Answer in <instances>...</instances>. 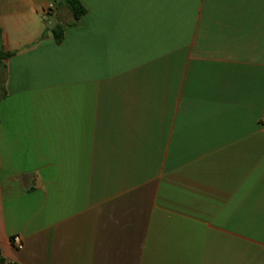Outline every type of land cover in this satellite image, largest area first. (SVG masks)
Instances as JSON below:
<instances>
[{"label":"crops","instance_id":"crops-1","mask_svg":"<svg viewBox=\"0 0 264 264\" xmlns=\"http://www.w3.org/2000/svg\"><path fill=\"white\" fill-rule=\"evenodd\" d=\"M79 1L0 0L4 261L264 264V0Z\"/></svg>","mask_w":264,"mask_h":264},{"label":"trees","instance_id":"trees-1","mask_svg":"<svg viewBox=\"0 0 264 264\" xmlns=\"http://www.w3.org/2000/svg\"><path fill=\"white\" fill-rule=\"evenodd\" d=\"M69 9L73 14L74 25L78 23L80 18L86 13V9L82 6L79 0H65ZM53 35L55 42L61 44L64 38L63 29L56 27L53 29ZM12 56L11 53L4 51L2 46V30L0 28V101L6 97L5 91V77H6V60ZM0 264H18V263H6L0 253Z\"/></svg>","mask_w":264,"mask_h":264},{"label":"built area","instance_id":"built-area-1","mask_svg":"<svg viewBox=\"0 0 264 264\" xmlns=\"http://www.w3.org/2000/svg\"><path fill=\"white\" fill-rule=\"evenodd\" d=\"M54 10V5L53 4H49L47 7V13H51ZM262 122L264 123V118L262 120ZM12 244L13 246L17 249V250H22L23 249V242L22 239L19 236H15L12 239Z\"/></svg>","mask_w":264,"mask_h":264},{"label":"water","instance_id":"water-1","mask_svg":"<svg viewBox=\"0 0 264 264\" xmlns=\"http://www.w3.org/2000/svg\"><path fill=\"white\" fill-rule=\"evenodd\" d=\"M54 23H55V18H51V19L49 20V24L47 25V27H48L49 29H53V27H54Z\"/></svg>","mask_w":264,"mask_h":264}]
</instances>
